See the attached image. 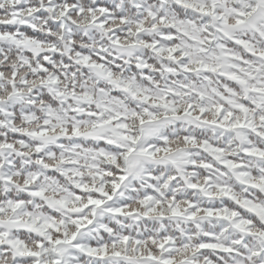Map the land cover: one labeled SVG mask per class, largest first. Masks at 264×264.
<instances>
[{
    "label": "snow or ice",
    "instance_id": "obj_1",
    "mask_svg": "<svg viewBox=\"0 0 264 264\" xmlns=\"http://www.w3.org/2000/svg\"><path fill=\"white\" fill-rule=\"evenodd\" d=\"M0 264H264V0H0Z\"/></svg>",
    "mask_w": 264,
    "mask_h": 264
}]
</instances>
